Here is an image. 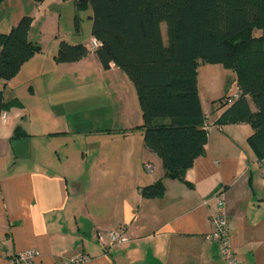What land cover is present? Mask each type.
Returning <instances> with one entry per match:
<instances>
[{
    "label": "crops",
    "instance_id": "crops-1",
    "mask_svg": "<svg viewBox=\"0 0 264 264\" xmlns=\"http://www.w3.org/2000/svg\"><path fill=\"white\" fill-rule=\"evenodd\" d=\"M90 40L85 44L91 49ZM37 54L5 84L0 80L4 100L15 102L0 118V264H13L31 250L38 253L34 264H62L83 255L85 261L72 264H226L218 244L205 238L217 192H223L236 258L240 264H264V159L249 142V124L220 122L227 106L220 108L218 100L233 95L237 86L229 94L219 74L208 77L202 88L198 69V93L210 125L204 153L181 182L165 178L161 159L145 148L136 128L142 120L118 127V145L102 148L106 132L114 133L104 117L126 107L128 94L119 86H105L109 98L101 101L95 95L92 105L70 99L54 103L52 93L48 102L43 97L37 103L36 88L43 85V90L38 87L41 96L49 83L37 66L42 65ZM67 65L74 71L63 72L62 78L78 82L88 78L90 65L100 79L122 73L113 64L104 70L94 50ZM20 75H26L24 82H17ZM21 89L28 95H21ZM16 128L25 135L15 136ZM135 129L138 136L131 134ZM82 134H88L82 148L74 147ZM158 181L163 193L144 198L141 188ZM121 227L124 241L106 248L107 233Z\"/></svg>",
    "mask_w": 264,
    "mask_h": 264
},
{
    "label": "trees",
    "instance_id": "trees-1",
    "mask_svg": "<svg viewBox=\"0 0 264 264\" xmlns=\"http://www.w3.org/2000/svg\"><path fill=\"white\" fill-rule=\"evenodd\" d=\"M75 6L91 10V37L98 43L94 53L102 68L113 64L132 82L142 119L136 128L145 148L161 159L165 178L184 182L185 172L205 150L206 115L197 88L201 64L236 73V97L218 100L220 108L227 106L220 122L249 124V142L264 159V0H76ZM32 21L22 16L0 34L3 84L41 50L28 38ZM90 53L85 43L62 40L53 59L73 63ZM10 103L0 89V116L15 102ZM18 129L15 136H24ZM163 191L158 181L140 193L152 199Z\"/></svg>",
    "mask_w": 264,
    "mask_h": 264
},
{
    "label": "rangeland",
    "instance_id": "rangeland-1",
    "mask_svg": "<svg viewBox=\"0 0 264 264\" xmlns=\"http://www.w3.org/2000/svg\"><path fill=\"white\" fill-rule=\"evenodd\" d=\"M76 0H50L44 5L43 8H38L37 3L33 0H3L0 3V34L7 33L11 26L15 25L22 16H31L33 18L31 28L29 30L28 38L30 41L37 43L41 50L38 52L37 58H42V65L37 64L42 69L41 75L48 74V93L44 92V96L39 94L44 89L43 85L40 84L36 88L38 90V98L35 96V100L39 103L44 97V101L48 102V94L54 100V103L60 102L61 104H66L67 99L70 102H78L92 105L94 101L93 97L96 95L99 100L104 101L109 98L108 93L104 95L105 86H119L121 89L119 92H126L128 94L126 102V107L119 108L116 113H112L107 117L106 120L107 129H114V133L110 134L106 132L105 139H102L103 147L106 146V150H113L115 145H118V137L116 129L123 124H132L138 122L141 119V112L138 99L136 97L135 88L127 77V75L122 72L118 76L100 77L97 74V68L90 65L88 78L85 80L75 81L74 78L63 79V72H73L74 69L68 67V63H56L52 61V57L57 51L60 41H66L69 44L78 43H90L91 39V25L92 21L89 18L91 15V10H77L75 6ZM75 18H78V23H76ZM161 31L163 39H166V26L164 23L161 24ZM91 50H95L96 42L93 41L90 44ZM56 64H62V66L57 67ZM71 66V65H69ZM199 69V81L200 86L205 88L207 82L210 78L213 79L217 76L223 77V82L228 86L227 92L233 94L234 88L236 86L235 78L236 73L231 70L225 69L223 66L216 64H201ZM21 76V75H20ZM25 76L19 77L17 82L25 81ZM42 78L41 76H38ZM45 78V75H43ZM64 80V81H63ZM85 81V82H84ZM38 84V82H33ZM24 88V87H23ZM129 90H131V98L129 97ZM21 95H28L26 89H21ZM57 99V100H56ZM125 99V97H123ZM120 101V100H119ZM116 101L121 106V103ZM122 102V101H121ZM54 109H57L54 107ZM109 117V118H108ZM136 133H131L132 136H138L139 130L135 129ZM113 132V131H112ZM88 134H82L80 137L75 138L76 140L74 147L78 146L82 148L83 141ZM63 141L65 139H62ZM95 139H92V142ZM64 142L68 143L69 146L73 147L70 140L66 139ZM96 142V141H95ZM87 149H92L90 145H87ZM95 149V148H94Z\"/></svg>",
    "mask_w": 264,
    "mask_h": 264
},
{
    "label": "built area",
    "instance_id": "built-area-1",
    "mask_svg": "<svg viewBox=\"0 0 264 264\" xmlns=\"http://www.w3.org/2000/svg\"><path fill=\"white\" fill-rule=\"evenodd\" d=\"M98 43L96 42V47ZM236 97V94L233 95ZM4 116L1 115L0 118ZM206 129L210 124L205 123ZM147 171L150 172L151 168L147 167ZM213 200L215 201L216 212L209 217V222L211 225V230L208 234H206L205 238L209 241H214L218 244L219 251L225 261L226 264H240L238 259L236 258L233 249L230 243V233L229 226L226 220V211H225V201L223 192H217L213 196ZM124 227H121L117 231H111L107 233V239L105 242L106 248H109L113 245L120 244L124 241ZM38 256L36 251H28L18 256V258L14 259L13 264H19L21 262L25 264H34V259ZM87 256H80L77 259H72L68 262L62 264H72L76 261H85Z\"/></svg>",
    "mask_w": 264,
    "mask_h": 264
}]
</instances>
